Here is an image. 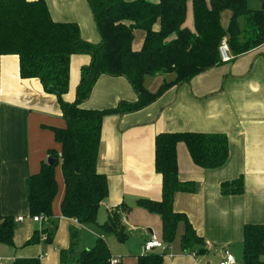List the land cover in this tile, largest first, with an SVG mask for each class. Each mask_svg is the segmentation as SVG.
Instances as JSON below:
<instances>
[{"label":"crops","instance_id":"obj_1","mask_svg":"<svg viewBox=\"0 0 264 264\" xmlns=\"http://www.w3.org/2000/svg\"><path fill=\"white\" fill-rule=\"evenodd\" d=\"M46 2L54 20L77 22L85 40L100 41L97 29L93 30L89 11L78 14L72 0ZM67 8L71 9L70 14ZM192 20L194 24L192 3L189 2L185 25ZM143 38L144 33L136 31L134 49L141 48ZM90 60L88 54L72 56L69 90L64 95L66 101L75 100L81 67ZM173 78V74L149 76L145 86L155 92ZM136 99L137 95L125 77L101 75L83 106L107 109L117 106L120 101ZM65 124L56 96L46 93L38 79L20 76L16 55L2 56L0 205L3 216L14 218L16 224L14 245L0 241V260L5 264L25 258H39L40 264H61V251L68 249L70 244V229L78 230L79 246L84 249L82 235L95 226H84L62 215L65 183L64 178L60 179L61 175L56 174L58 192L52 216L57 223L54 238L47 242L41 235L39 241L31 242L42 227L52 224L45 217L41 223L34 221L35 215H30L27 179L40 170L42 161H47L49 149H60L53 127ZM185 131L222 133L229 141L227 162L208 169L194 163L185 142L177 144L179 178L193 181L194 191L178 192L174 207L187 215L195 231L206 241V250L195 256L182 248L178 254L170 253L171 246L160 238L161 215L138 202L140 198H162V176L155 168L157 134ZM97 168L107 175L109 194L100 205L106 220L111 211L123 203L130 208L123 216V224L140 237L141 246L136 244L134 251L113 250L110 246L112 258H119L121 264H137L138 257L145 254L146 241L153 236L166 244L165 249H157L165 251L163 264H219L225 249L238 257V252L243 253L245 224L264 223V43L187 83L170 86L157 100L140 110L105 116ZM241 175L245 181L244 193L223 195L221 183ZM18 217L23 220L17 221ZM178 231H184L183 223Z\"/></svg>","mask_w":264,"mask_h":264},{"label":"trees","instance_id":"obj_2","mask_svg":"<svg viewBox=\"0 0 264 264\" xmlns=\"http://www.w3.org/2000/svg\"><path fill=\"white\" fill-rule=\"evenodd\" d=\"M264 1V0H262ZM97 32L98 43L85 40L77 22L56 21L46 0H0V58L16 55L23 79H38L43 90L56 96L66 124L53 127L60 149H49L52 163L42 161L40 170L27 179L30 215H43L52 226L42 227L31 242L54 238L57 223L53 203L58 192L56 166L61 165L65 192L62 215L84 226L96 225L98 209L108 197L107 175L97 168L102 123L111 113L140 110L157 100L174 84H183L220 64L219 45L227 36L236 57L264 43V7L251 9L247 0H87ZM192 3L194 30L186 27L188 3ZM224 10L231 11L227 30L221 23ZM159 26V28H155ZM136 31L144 33L140 49L133 47ZM88 54L91 60L80 70L73 102L64 99L69 90L71 58ZM232 59V60H233ZM231 60V61H232ZM230 61V62H231ZM157 74H173L160 88L151 92L145 79ZM101 75L125 77L134 89L135 101H120L107 109L87 108L89 98ZM183 141L196 165L203 169L223 166L229 157V141L222 133L160 132L155 139V168L162 176V198H140L138 202L162 218V238L169 245L177 236L183 251L200 253L206 241L187 215L174 207L178 192H193V181H181L177 144ZM245 191L244 177L221 183L223 195ZM125 204L111 211L101 225L121 240L127 237L123 216ZM15 220L3 216L0 205V241L14 245ZM107 243L98 238L91 248H80L79 232L70 229L68 249L61 251V264H112ZM243 264H264V223H247L243 229ZM13 264H40L39 258L17 259ZM121 264V263H118ZM137 264H163L157 250L138 257Z\"/></svg>","mask_w":264,"mask_h":264},{"label":"rangeland","instance_id":"obj_3","mask_svg":"<svg viewBox=\"0 0 264 264\" xmlns=\"http://www.w3.org/2000/svg\"><path fill=\"white\" fill-rule=\"evenodd\" d=\"M72 1L75 3L78 14L84 15L85 11H87V13L89 11V17L91 18L92 23H93V30L95 29V31H96L93 15H92V12H91V9H90V6H89L87 0H72ZM247 4H248L249 8H251V9H260L263 7L264 1H262V0H247ZM67 11H68V14H70L69 11H71V9L67 8ZM230 18H231V11L224 10L221 14V23H222L223 28L225 30H227V28H228ZM186 21H187V18H186ZM188 26H186V27H188L190 29H194L193 20L191 22H188ZM55 170H56V174H58V175L60 174L61 175L60 179H62L63 174H62L60 164H58L56 166ZM105 221H106L105 213L103 212V208L101 206L98 209L96 225L90 227L91 228V229H89L90 231L85 230L86 234L82 235L83 247H85V248L93 247L98 238L104 239V241L107 243L108 248L110 249V246H111V247H113V250L129 249V250L134 251L135 247L137 246L136 244H139V246H141V241H140V237L138 234H135V232H133L127 228L126 229V232H127L126 237L127 238L123 241V240L119 239L113 231L106 230L103 228V226H101ZM95 234L97 236H95ZM179 235H180V232L178 231L175 240L173 242H171V244H169L171 246V249L168 250L170 253L172 252V253L178 254V253L182 252V249L180 246ZM160 238L163 240L162 236H160ZM112 241H114L115 244H113ZM235 252H237V251H235ZM160 253H162L163 257H164L165 251H160ZM237 254H238V257H236V258L238 260V264H243L242 254H240L239 252ZM74 262L75 261H72L69 264H75Z\"/></svg>","mask_w":264,"mask_h":264},{"label":"built area","instance_id":"obj_4","mask_svg":"<svg viewBox=\"0 0 264 264\" xmlns=\"http://www.w3.org/2000/svg\"><path fill=\"white\" fill-rule=\"evenodd\" d=\"M219 55H220L221 61H223V62H230L234 58V55L231 51L227 36H224L220 42ZM32 218L34 221H37L40 223L45 219L43 215H35ZM16 220L21 221V220H23V218L18 217ZM41 235H42L43 240H45L46 235L45 234H41ZM165 248H166V244L162 240H159L155 236H153L151 239L146 241L145 246H144L145 253L151 252L153 250L165 249ZM189 253L192 254L193 256L196 255L195 252H189ZM236 262H237V260L234 256V254L229 249H225L224 250V256H223V258L219 264H236ZM111 263L112 264H118V263H120V259L119 258H112ZM0 264H5V263L2 260H0Z\"/></svg>","mask_w":264,"mask_h":264},{"label":"water","instance_id":"obj_5","mask_svg":"<svg viewBox=\"0 0 264 264\" xmlns=\"http://www.w3.org/2000/svg\"><path fill=\"white\" fill-rule=\"evenodd\" d=\"M263 7H264V5H263ZM53 160H54L53 158L49 157V158L47 159V162H48V163H52Z\"/></svg>","mask_w":264,"mask_h":264}]
</instances>
